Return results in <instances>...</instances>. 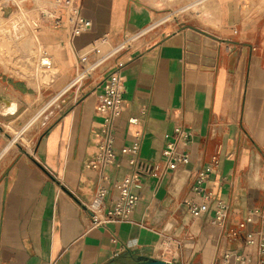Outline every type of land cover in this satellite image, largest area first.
Segmentation results:
<instances>
[{"label": "crops", "instance_id": "0c3cea01", "mask_svg": "<svg viewBox=\"0 0 264 264\" xmlns=\"http://www.w3.org/2000/svg\"><path fill=\"white\" fill-rule=\"evenodd\" d=\"M163 1L70 0L91 22L74 36L52 0L25 1L30 11L60 16L59 27L44 23L58 64L50 87L61 100L33 150L0 152V264H132L140 254L178 264H237L241 255L264 264V0L247 7L202 0L204 8L173 21L163 19L171 9ZM82 66H89L85 75ZM113 71L123 82L124 110L110 123L118 164L106 168L110 178L131 173L133 156L160 163L169 117L190 131L187 144L176 146L190 160L140 179L127 221L92 226L82 203L99 180L85 164L98 152L102 117L94 106ZM0 87V103L31 96L28 85L8 76ZM15 113L0 111V148L13 122L3 119ZM133 143L135 154L120 153ZM206 168L212 198L193 214L188 202H202L194 179ZM219 200L228 207L221 224L214 222ZM252 210L260 214L246 221Z\"/></svg>", "mask_w": 264, "mask_h": 264}, {"label": "built area", "instance_id": "2783aa9c", "mask_svg": "<svg viewBox=\"0 0 264 264\" xmlns=\"http://www.w3.org/2000/svg\"><path fill=\"white\" fill-rule=\"evenodd\" d=\"M23 2L27 0H21ZM54 8H61L68 15V24L71 35H78L91 26V22L81 16L78 9L71 7L70 0H52ZM39 16L43 22L48 21L53 27H59L61 23L60 16L50 9H42ZM83 62V60H81ZM44 64H47L44 62ZM124 86L118 71L111 72L103 82L102 91L98 95L94 109L102 117L101 132L98 152L93 158L87 161L85 166L97 173L99 180L98 188L92 199L87 203H82L83 209L87 212L89 223L92 226H105L110 222L127 221L130 214L135 209L139 196L133 191V187L142 178L160 176L162 167L169 171H175L189 163L190 155L188 152L178 153L176 146L178 144H187L190 131L185 127L181 119H173L172 131L170 134L164 135V146L161 149L160 163L155 164L136 156L131 157L129 163L132 165V172L123 176L121 179L112 180L110 175L106 173V168L114 167L116 163L117 153L113 148V139L110 132V123L112 119L119 117L124 110ZM135 118H129L132 123ZM137 143H133L130 147L120 149L121 154L128 152L136 153ZM209 169L206 168L199 171L194 179L193 192L200 196L202 202L195 204L188 202L189 211L193 214L205 211L208 208V202L211 200V193L205 187V180L208 176ZM112 192V196H110ZM228 207L222 201L215 203L214 222L221 224L227 214ZM260 214L257 210H252L247 216L246 221H251L252 215ZM250 237V235H249ZM254 239L249 238V243L253 244ZM264 249V238L259 241V250ZM229 255L224 257V262ZM237 264H249V262L241 255H236Z\"/></svg>", "mask_w": 264, "mask_h": 264}, {"label": "rangeland", "instance_id": "374dc122", "mask_svg": "<svg viewBox=\"0 0 264 264\" xmlns=\"http://www.w3.org/2000/svg\"><path fill=\"white\" fill-rule=\"evenodd\" d=\"M163 2L171 7L168 11H164L166 14L163 16V19H168L169 21L181 19L182 13L188 15L198 11L200 8H204L205 4H207L202 0H166ZM242 3L244 7H247L249 4H253L254 0H242ZM27 9H29L28 6L21 0H0V16L2 19L8 20L20 11H30V9ZM30 12L32 20L27 22L29 24L26 23L25 25L23 22L18 21V25H13V30L6 33L0 28V77L8 76L10 79H15L17 82L28 85L31 89V96L26 98L25 103L19 102L13 95H8L7 97H10V99H4L0 103V111L8 115L15 113L20 108L13 116L3 119L4 121L12 119L13 122L8 121L5 127L7 134L3 136V147L0 148V152L6 150L8 146V153L28 151L29 147L33 150L35 136L48 127L60 105L59 101L61 98L56 100L59 95L54 97L53 90L50 87V85L54 84L57 75L56 71L53 79H47L44 76V72H40L38 73L39 75L34 77L31 74L24 73L22 67L18 66L29 64L30 61L36 60L37 56L43 52L48 53V50L44 48L46 45L41 40L34 38L38 34H46L48 26L41 20L38 9L36 11L33 9ZM8 54H11V58L14 57L13 60L18 65L8 64L7 59L10 58ZM55 63L58 66L56 60ZM88 72L89 66H82L80 75H85ZM0 91H2L1 87ZM5 102L14 103V107L10 110L6 109Z\"/></svg>", "mask_w": 264, "mask_h": 264}, {"label": "bare ground", "instance_id": "6f19581e", "mask_svg": "<svg viewBox=\"0 0 264 264\" xmlns=\"http://www.w3.org/2000/svg\"><path fill=\"white\" fill-rule=\"evenodd\" d=\"M27 10H29V9H27ZM31 20L32 19H31V12L30 11H20V12H18L16 15L12 16L8 20L2 19L1 16H0V28H1L2 31H5V33H6L7 31L13 30L12 29V26L13 25H18V23H17L18 21H21V22H23L26 25V23L29 22V21H31ZM27 24H29V23H27ZM49 34H51V33H49ZM34 38L35 39L37 38L38 40H41L44 44H46L48 53H44L43 52V53L39 54L37 56V59L36 60L30 61L29 64H26V65H23V64L22 65H18L17 62L13 60L14 57L11 58L10 57L11 54H8V57H10V58L7 59V62H8V64L18 65V66L22 67V70H23L24 73L31 74L34 77L37 76V75H39L38 73L44 72L45 78H47V79H53L55 77V75H54L55 71L57 72V66H56V63H55V60H54V57H53V54H52V51L55 50V49L50 45V36L47 35V34H44V35L43 34L42 35H39L38 34ZM34 38H32V39L34 40ZM9 40H11V39H9ZM3 50H5V49H3ZM45 52H46V50H45ZM31 54H32V52H31ZM26 56H27V54H26ZM29 56H28V58H29ZM44 62H46L47 64H44ZM5 107H6V109L10 110V109H12L14 107V103H12V102H5ZM9 127L12 128L11 126H9ZM29 149L31 150L30 147H29Z\"/></svg>", "mask_w": 264, "mask_h": 264}, {"label": "water", "instance_id": "95a60500", "mask_svg": "<svg viewBox=\"0 0 264 264\" xmlns=\"http://www.w3.org/2000/svg\"><path fill=\"white\" fill-rule=\"evenodd\" d=\"M132 264H178L176 262H170V261H165L162 259L154 258V257H149L146 255H137L134 258V262Z\"/></svg>", "mask_w": 264, "mask_h": 264}, {"label": "trees", "instance_id": "16d2710c", "mask_svg": "<svg viewBox=\"0 0 264 264\" xmlns=\"http://www.w3.org/2000/svg\"><path fill=\"white\" fill-rule=\"evenodd\" d=\"M109 264H112L111 262Z\"/></svg>", "mask_w": 264, "mask_h": 264}]
</instances>
